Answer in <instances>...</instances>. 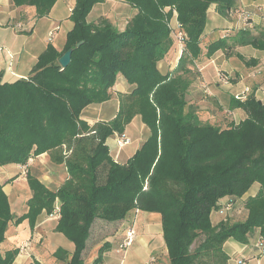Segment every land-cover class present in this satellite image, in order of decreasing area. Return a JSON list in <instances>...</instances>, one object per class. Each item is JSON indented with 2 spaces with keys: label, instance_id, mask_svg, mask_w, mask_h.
I'll list each match as a JSON object with an SVG mask.
<instances>
[{
  "label": "trees",
  "instance_id": "trees-1",
  "mask_svg": "<svg viewBox=\"0 0 264 264\" xmlns=\"http://www.w3.org/2000/svg\"><path fill=\"white\" fill-rule=\"evenodd\" d=\"M12 1L17 7H34L39 18L58 0ZM104 1L76 0L62 51L49 44L27 78L8 84L0 76V167L25 166L33 156L56 151L55 160L64 163L68 174L54 192L27 175L32 197L27 213L17 218L0 184V264H13L19 252L1 251L8 225L27 220L33 229L41 211L52 214L56 201L55 231L74 246L67 264H83L96 221L118 225L137 212L159 214L169 264H226L223 244H246L255 234L256 248L263 253L264 102L235 100L246 113L238 124L220 128L203 123L186 109L189 82L179 73L190 70L163 75L157 69L172 45L173 13L185 46L181 58L192 62L203 52L200 39L209 7L215 5L224 17L237 0H121L137 11L123 31L105 18L87 22L92 7ZM232 42L264 51V36H251L245 29ZM229 47L220 38L207 44L205 56ZM70 49V63L62 69L58 59ZM118 75L133 88L120 97L115 118L92 126L81 120L87 106L110 98ZM135 115L149 135L121 164L110 157L106 140L122 137ZM255 183L256 195L240 203L244 219L226 216L212 223L213 212L232 208ZM110 249L104 242L91 264H101ZM53 256L67 259L63 249Z\"/></svg>",
  "mask_w": 264,
  "mask_h": 264
},
{
  "label": "crops",
  "instance_id": "crops-1",
  "mask_svg": "<svg viewBox=\"0 0 264 264\" xmlns=\"http://www.w3.org/2000/svg\"><path fill=\"white\" fill-rule=\"evenodd\" d=\"M75 2L76 0H58L48 15L37 18L34 7H17L12 0H0L1 83L9 84L27 78L39 55L49 44L57 51H62L66 34L73 26L69 17ZM136 13V9L121 0H105L92 7L86 20L88 23H96L103 17L119 31H123L128 23L126 19H131ZM170 20L169 24L176 23L175 13ZM18 26L22 28L19 29ZM241 29L247 30L251 36H264V0H237L235 8L224 17L216 12L215 5H211L207 10L206 26L200 39L203 52L193 61L194 67L190 66L188 73H179L184 74L183 77L189 82L186 109L196 114L203 123L220 128L238 124L246 118V113L241 108H231L232 93L241 92L245 88L251 91L258 87L264 88V51L250 45H234L232 38ZM220 38L227 39L230 47L217 50L206 57L207 44ZM176 48L177 42L172 38L171 47L157 63L161 74L174 72L178 63ZM218 73L229 76L228 84H223ZM132 88L122 75H118L110 89V98L100 104L87 106L81 113V120L91 126L112 121L119 110L120 97L129 94ZM257 98L264 102L263 95ZM148 133L141 117L135 115L123 132L122 137L128 140L126 145L119 147L116 135L106 140L110 157L118 163H125L147 139ZM55 154L56 151L33 156L25 166L8 164L0 167V184L7 196L11 213L16 218L27 213V203L32 197L27 175L36 178L52 192L67 180L66 167L64 163L55 160ZM258 190L259 184L255 183L232 208L222 214L213 212L212 223L217 224L226 216L244 219L246 213L240 203L247 197L256 195ZM226 200L223 199L222 202ZM130 219V226L135 231L131 244L127 248L118 249L117 245L126 234V230L123 233L119 229L117 244H111V249L104 253L101 264H169L159 214L138 212ZM57 222L58 219L45 209L38 215L33 229H30L27 220L19 225L11 222L1 244L2 253L18 249L13 264H67L74 246L55 231ZM257 238L258 234H255L246 244L227 240L223 244L226 264H239V261L244 264H264V252L261 253L256 248ZM58 249L66 252L65 261H59L53 256ZM93 249L89 257L84 256L83 264H91L97 257V249Z\"/></svg>",
  "mask_w": 264,
  "mask_h": 264
},
{
  "label": "rangeland",
  "instance_id": "rangeland-1",
  "mask_svg": "<svg viewBox=\"0 0 264 264\" xmlns=\"http://www.w3.org/2000/svg\"><path fill=\"white\" fill-rule=\"evenodd\" d=\"M121 2H123V1H121ZM100 18H103V17H100ZM131 19H126V21L128 20V23H129L131 21ZM128 23H127V25H128ZM169 23H171V20H169ZM170 25L172 27L171 36L174 39V34L177 33V31H178V23L176 21V23L173 22V25L172 24H170ZM184 49H185L184 43L179 44L177 42L176 54H177V57H178L177 58L178 59V63H177V66H176V68L174 70H189L190 66L194 67L193 61L192 62H190L189 60L185 61V59L181 58L183 56V54H184ZM179 66H182V68H184V69H180ZM184 74H182V77H183ZM218 76H219V79L223 82V84H228V82H229V76L228 75L218 73ZM183 78H185L188 81V79L186 77H183ZM263 89L264 88H262V87H258L256 90H254V91L252 90L251 91L249 88H245V90H243L241 92L232 93L233 94V100L231 101V104H230L231 108H239V107L235 106L236 105L235 104V100L243 102L248 97H250V98H253L255 100H259L260 101V99L257 98V97L259 95H261V96L263 95L264 96V94L262 93ZM236 97H239V99H236ZM148 135H149V133H148ZM117 141H118V138H117ZM57 206H58V204H57ZM137 213H134V215H136ZM130 225H131V219L130 220H126V222L125 221L124 222H120L118 225H115V224H113V225L112 224L105 225L104 223H102L100 221H96L93 224L92 229L90 231V239L87 241V244H88L87 248L88 249L86 250V253H85L84 256L85 257H89V254L92 253V251L94 250L93 249L94 247L98 251V248L102 244H104V242H109L110 244L115 246L117 244V240L116 239H117V235H118L117 232L119 231V229H120V231L123 230V233H124L125 230L127 232V230H129V229H132L134 231V228L132 226H130ZM123 236H124L123 239H121L119 245H117L118 249L120 248V246L123 244L124 240L126 239V234H124ZM134 237H135V231H134V235H133L132 240L134 239ZM112 242H114V243H112ZM197 243H198V241H196L194 243V246ZM134 246L135 245H133L132 248H134ZM84 261L85 260H83V263H84ZM151 262H152V260H151ZM148 264H151V263H148Z\"/></svg>",
  "mask_w": 264,
  "mask_h": 264
},
{
  "label": "built area",
  "instance_id": "built-area-1",
  "mask_svg": "<svg viewBox=\"0 0 264 264\" xmlns=\"http://www.w3.org/2000/svg\"><path fill=\"white\" fill-rule=\"evenodd\" d=\"M18 28L21 29L22 26H18ZM174 38H175L176 42H178L179 44L183 43L182 36L179 33H175ZM262 93L264 94V89L262 90ZM236 99H239V97H236ZM127 143H128V140L125 139L124 137L118 138L117 144H118L119 147L124 146ZM52 216L54 218H56V219L59 218L57 206L55 207L54 211L52 212ZM133 235H134V231L132 229L127 230L126 239L124 240L123 244L120 246L121 249L122 248H127L131 244ZM257 245L262 246V242L258 243ZM238 263L239 264H244L241 261H239Z\"/></svg>",
  "mask_w": 264,
  "mask_h": 264
},
{
  "label": "water",
  "instance_id": "water-1",
  "mask_svg": "<svg viewBox=\"0 0 264 264\" xmlns=\"http://www.w3.org/2000/svg\"><path fill=\"white\" fill-rule=\"evenodd\" d=\"M71 53H72V50L70 49V50H68V51H66L59 59H58V63H59V65H60V67L62 68V69H64V68H66L68 65H69V63H70V60H71ZM259 103H261L260 101H259Z\"/></svg>",
  "mask_w": 264,
  "mask_h": 264
}]
</instances>
